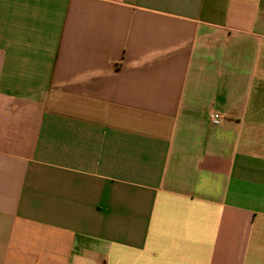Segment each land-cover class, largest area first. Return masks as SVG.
Returning <instances> with one entry per match:
<instances>
[{"label":"crops","instance_id":"obj_1","mask_svg":"<svg viewBox=\"0 0 264 264\" xmlns=\"http://www.w3.org/2000/svg\"><path fill=\"white\" fill-rule=\"evenodd\" d=\"M0 264H264V0H0Z\"/></svg>","mask_w":264,"mask_h":264},{"label":"built area","instance_id":"obj_2","mask_svg":"<svg viewBox=\"0 0 264 264\" xmlns=\"http://www.w3.org/2000/svg\"><path fill=\"white\" fill-rule=\"evenodd\" d=\"M223 118L224 116L217 111H212L210 115V119L213 124H219L223 120Z\"/></svg>","mask_w":264,"mask_h":264}]
</instances>
